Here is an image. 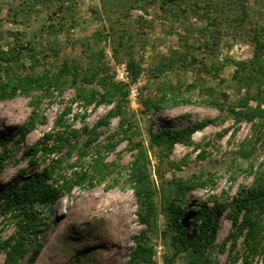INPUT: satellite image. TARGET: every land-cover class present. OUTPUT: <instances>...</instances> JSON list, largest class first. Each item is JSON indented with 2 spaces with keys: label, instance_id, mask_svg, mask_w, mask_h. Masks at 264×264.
Returning a JSON list of instances; mask_svg holds the SVG:
<instances>
[{
  "label": "rangeland",
  "instance_id": "374dc122",
  "mask_svg": "<svg viewBox=\"0 0 264 264\" xmlns=\"http://www.w3.org/2000/svg\"><path fill=\"white\" fill-rule=\"evenodd\" d=\"M0 91V142L28 125L0 145V264L35 174L61 197L16 264H128L143 232L142 264H264V0H0Z\"/></svg>",
  "mask_w": 264,
  "mask_h": 264
},
{
  "label": "trees",
  "instance_id": "16d2710c",
  "mask_svg": "<svg viewBox=\"0 0 264 264\" xmlns=\"http://www.w3.org/2000/svg\"><path fill=\"white\" fill-rule=\"evenodd\" d=\"M6 95L0 91V99L5 98ZM211 120L202 121L195 123L192 127H190V130L197 131L199 129L204 128L207 124L211 123ZM27 124L23 125L21 128H18L16 131L11 133L9 136L5 137L1 142L0 145H6L7 141L10 140L12 136H15L16 134L23 132L24 128H27ZM29 130H32V128H29ZM183 131H171L167 130L162 135H159V138H163L164 141H169L171 144H174L175 142L180 140V135ZM166 136V137H164ZM17 182L13 185H10L5 189V194H11V197L9 198V204H13V206L22 208L25 216H26V223L23 225L22 231L20 232V237L14 238V243L10 242L6 246V249H8V264H16L11 259L16 255L21 256L26 250V237L25 232H27L29 229L32 231H35V224H34V212L33 209L35 207L36 202H39L40 204H43L44 206H47L49 202H54L57 199L61 197L58 193L54 195L53 191H59L58 189H51L49 186L46 185V181L42 178L41 174H35L32 176L28 181H25V183H22L23 188L22 189H16ZM94 186V183H91L88 185V187ZM70 189V188H69ZM251 198V199H249ZM248 199L251 200L254 203V200H258L260 204L264 201V191L260 193H254L251 195ZM206 202L203 200L201 205H205ZM264 206V203L263 205ZM215 213V209H212L211 211L207 212L203 210L202 208L199 209L196 213V218H199L202 220L201 228L205 231V233L208 232V229L211 227L212 232L209 234L207 238L212 237L215 234L216 231V225L212 223V218ZM144 216H142L143 219ZM145 220V219H144ZM147 222V220H145ZM178 222V221H176ZM245 224H249V231L247 232V238L246 240H256L258 238V234L260 232V227L257 222L253 221L251 217L246 216L244 219ZM179 226H185L182 223H178ZM242 230V226L240 227ZM242 232V231H241ZM181 240L186 244V246H192L195 248V251H198L200 248V243H197V239L194 235H187L185 231L181 232L180 236ZM136 241V248L130 253V260L128 264H142V263H149L152 262V250L147 246V237L146 233L143 232L139 236L135 238ZM258 242V239L256 240ZM251 248L253 250H256L257 243L250 244ZM15 256V258H16Z\"/></svg>",
  "mask_w": 264,
  "mask_h": 264
},
{
  "label": "bare ground",
  "instance_id": "6f19581e",
  "mask_svg": "<svg viewBox=\"0 0 264 264\" xmlns=\"http://www.w3.org/2000/svg\"><path fill=\"white\" fill-rule=\"evenodd\" d=\"M78 215L79 216H84L85 215V208L84 207H79L78 208Z\"/></svg>",
  "mask_w": 264,
  "mask_h": 264
}]
</instances>
